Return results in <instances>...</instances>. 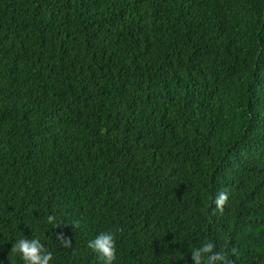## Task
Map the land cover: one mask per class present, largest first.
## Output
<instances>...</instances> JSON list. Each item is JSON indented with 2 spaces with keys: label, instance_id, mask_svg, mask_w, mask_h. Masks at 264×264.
I'll use <instances>...</instances> for the list:
<instances>
[{
  "label": "trees",
  "instance_id": "1",
  "mask_svg": "<svg viewBox=\"0 0 264 264\" xmlns=\"http://www.w3.org/2000/svg\"><path fill=\"white\" fill-rule=\"evenodd\" d=\"M101 232L113 264H264V0H0V264H104Z\"/></svg>",
  "mask_w": 264,
  "mask_h": 264
},
{
  "label": "clouds",
  "instance_id": "2",
  "mask_svg": "<svg viewBox=\"0 0 264 264\" xmlns=\"http://www.w3.org/2000/svg\"><path fill=\"white\" fill-rule=\"evenodd\" d=\"M228 199V192L220 190L213 201L214 211H219L222 214ZM47 222L56 227L58 226L55 225L53 215L47 217ZM57 240L60 241L62 247L69 249L72 247L71 239L64 237L62 234L57 237ZM88 247L99 254L104 264H113L116 260V244L114 235L111 232L99 233L94 240L89 242ZM11 252L18 253L24 264H50V261L53 260V253L39 239L21 238L13 244ZM231 253L235 255L236 249L232 248ZM191 259L194 264H234L227 252H216L215 245L212 242H206L194 249L191 252Z\"/></svg>",
  "mask_w": 264,
  "mask_h": 264
}]
</instances>
